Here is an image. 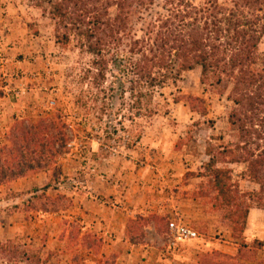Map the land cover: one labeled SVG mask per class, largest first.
I'll return each instance as SVG.
<instances>
[{"label":"rangeland","instance_id":"1","mask_svg":"<svg viewBox=\"0 0 264 264\" xmlns=\"http://www.w3.org/2000/svg\"><path fill=\"white\" fill-rule=\"evenodd\" d=\"M162 2L154 0L152 18L163 12ZM143 20H149L146 13L132 19L137 37L143 36ZM258 53L264 55V35ZM91 62L76 40L55 42L53 23L30 0H0V151L11 149L18 134L30 139L31 133L46 130L44 135H52L51 145L42 148L49 150V161L41 159L47 168L16 179L33 180L29 189L12 191L16 180L0 185V242L25 246L41 259L29 264H114L116 259L118 264H214L223 257L235 259L229 261L233 264L264 261V212L255 218L257 230L248 227L247 217L240 237L232 230L235 209L225 207L208 179L199 177L208 145L234 140L226 96L202 86L196 68L156 88L152 100L138 103L130 99L122 72L110 66L104 82L96 83ZM64 135L66 149L60 141ZM17 145L24 153L33 148L29 141ZM33 158L26 154L25 161L11 160L25 167ZM175 161L181 166L178 175L189 171L176 184L167 183L174 175L167 162ZM228 168L239 190H256L239 181L243 165ZM43 175L47 181L41 186L37 179ZM45 185L49 189L43 192ZM106 188L114 194L106 195ZM174 201L180 203L176 208ZM106 211L127 218L122 238L136 247L133 251L119 243L108 247L113 238L105 233ZM173 221L191 227L196 238L169 245L167 225ZM241 239L248 247L254 240L263 246L256 253L249 249L247 259L239 261Z\"/></svg>","mask_w":264,"mask_h":264},{"label":"trees","instance_id":"2","mask_svg":"<svg viewBox=\"0 0 264 264\" xmlns=\"http://www.w3.org/2000/svg\"><path fill=\"white\" fill-rule=\"evenodd\" d=\"M162 1L163 12L152 18L149 12L154 0H30L53 23L57 44L74 39L92 57L96 83L104 82L113 66L129 83L130 99L141 103L152 100L156 88L198 68L200 84L226 96L231 104L228 132L234 140L215 148L208 145V160L199 177L208 179L225 207L235 209L230 213L234 216L232 230L241 237L248 211H264V55L258 53L264 35V0H204L200 5L192 0ZM144 13L149 20H143V36L137 37L132 19ZM42 134L31 133L30 139L18 134L12 137L11 149L0 151V157H5L0 160V185L47 168L41 159L49 161V150L42 148L51 145L52 135ZM17 141H29L32 150L20 151ZM60 141L66 149V135ZM26 154L34 158L25 167L11 160L25 161ZM231 164L243 165L239 181L257 189L239 190L228 168ZM48 189L45 185L41 190ZM240 241L239 261L246 260L251 249L256 253L263 246L259 240L249 247ZM226 258L213 263L233 264L229 261L235 259ZM0 260L4 264L41 262L12 241L0 242ZM254 263L264 261L255 258Z\"/></svg>","mask_w":264,"mask_h":264},{"label":"crops","instance_id":"3","mask_svg":"<svg viewBox=\"0 0 264 264\" xmlns=\"http://www.w3.org/2000/svg\"><path fill=\"white\" fill-rule=\"evenodd\" d=\"M165 151H166L165 152L166 153V157L164 159L166 160L167 157L169 156V154H167V151L168 150H165ZM157 153L163 154L161 152V150L158 151ZM164 162L165 161H163L161 163V165H163ZM167 167L174 169V173H171V174H174V175H169V178H167V183H171V184H176L177 183V178L180 181L181 178H182V176L184 175V173H186L187 171H189L188 169H186V170H184V172L182 171V173H180V175H178L179 174V170L181 169V166L176 161L175 162H167ZM171 177H173V178H171ZM32 181L33 180H30L27 177L26 178H23V179L16 180V181H14V182H12L10 184V189L12 191H14V192L21 191L23 188L25 190H27V189H29L31 187V185H33V182ZM37 181H40L41 182V186H42V185H44L46 183L47 178L45 177V175H43V178L42 179H37ZM254 187H256V186L254 185ZM0 188H2V187H0ZM255 189H257V188H255ZM105 194L106 195H111V194H114V192H113L112 189L106 188L105 189ZM178 204L180 205V203H178L176 201L172 202V206L174 208H176L178 206ZM142 206L146 207L145 204H143ZM258 212H264V211L259 210V209H256V208H251L248 211V215H247L248 222L247 223H248V227L252 231L259 229L258 224H257V221L255 219L256 216L258 215ZM103 217L105 218V221L108 220L106 222L107 223V227H108V231H106L105 233H109V235H112V236H109V238L110 237L113 238L112 240L108 241V243H110L108 247L112 249L113 247H116L118 243L120 245L121 244L127 245L126 242H125V240L122 238L123 237L122 227H123L124 223L127 222V218H125V216L123 215V213H121L119 211H106L105 212V215ZM177 222H180V221H177ZM12 227H15V226L12 225ZM0 240H2V239H0ZM126 247L130 249V252L133 251L136 248L134 246L129 247L128 245ZM129 255H130V253H127V256L128 257H129ZM129 259H130V262H131V259L132 258L130 257ZM118 263H119V259H116V262L114 264H118Z\"/></svg>","mask_w":264,"mask_h":264},{"label":"built area","instance_id":"4","mask_svg":"<svg viewBox=\"0 0 264 264\" xmlns=\"http://www.w3.org/2000/svg\"><path fill=\"white\" fill-rule=\"evenodd\" d=\"M169 240L168 243L172 247H175L177 243L190 241L196 238V232L181 222H169L168 225Z\"/></svg>","mask_w":264,"mask_h":264}]
</instances>
